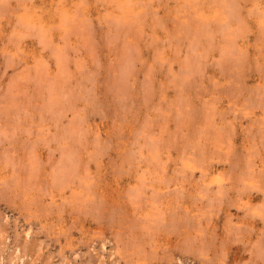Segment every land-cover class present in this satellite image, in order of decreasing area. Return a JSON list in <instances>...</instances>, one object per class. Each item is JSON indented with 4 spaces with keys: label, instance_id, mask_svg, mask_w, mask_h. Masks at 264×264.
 Wrapping results in <instances>:
<instances>
[{
    "label": "rangeland",
    "instance_id": "374dc122",
    "mask_svg": "<svg viewBox=\"0 0 264 264\" xmlns=\"http://www.w3.org/2000/svg\"><path fill=\"white\" fill-rule=\"evenodd\" d=\"M0 264H264V0H0Z\"/></svg>",
    "mask_w": 264,
    "mask_h": 264
}]
</instances>
